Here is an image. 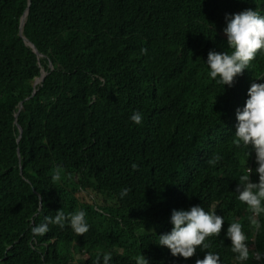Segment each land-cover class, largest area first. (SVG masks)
<instances>
[{
  "label": "trees",
  "instance_id": "obj_1",
  "mask_svg": "<svg viewBox=\"0 0 264 264\" xmlns=\"http://www.w3.org/2000/svg\"><path fill=\"white\" fill-rule=\"evenodd\" d=\"M246 7L264 13V0H30L22 32L37 59L18 35L27 0H0V264H96L105 252L111 264L141 253L148 264H194L207 251L236 264L224 236L233 220L250 253L264 251V213L257 230L233 192L247 166L257 179L255 154L245 159L233 131L264 52L231 87L203 62L209 49L230 51L225 13ZM193 204L214 207L221 231L206 237L209 249L173 256L157 235L171 229L172 208ZM78 209L84 234L67 224L30 231Z\"/></svg>",
  "mask_w": 264,
  "mask_h": 264
},
{
  "label": "clouds",
  "instance_id": "obj_2",
  "mask_svg": "<svg viewBox=\"0 0 264 264\" xmlns=\"http://www.w3.org/2000/svg\"><path fill=\"white\" fill-rule=\"evenodd\" d=\"M226 36V45L230 51L209 49L203 60L208 69V76L218 85L232 86L234 78L248 68L249 62L256 56L257 51L264 52V13L256 8L246 7L238 12L225 13V24L222 28ZM145 49L141 48L143 53ZM264 74L256 76L246 89V99L242 106L235 110L234 140L237 147L245 150V159L254 152L256 162L255 173L257 179L250 180L249 173L253 169L246 167L245 171L237 176V184L233 192L236 199L247 206L250 213L248 222L257 230L260 229L259 217L264 213ZM128 119L134 124L142 121L141 112L133 110ZM218 156L209 159V164H216ZM136 167L135 164L132 165ZM127 187H122L118 193L124 198L128 193ZM38 200H40L38 198ZM41 201V200H40ZM83 209L65 213L57 210L53 216L45 215L42 222L31 225L33 235H43L48 231V225H58L64 228L65 224L75 234H84L89 229ZM225 218L216 213L214 207L205 210L200 204L189 205L187 208H172L169 221L172 225L167 232L157 235L155 241L160 246H166L173 256L191 257L196 246L200 249H209L206 237L218 235ZM224 236L230 240V250L234 254L236 264H244L250 255L257 261L264 259V251L250 253L247 236L238 220L228 223ZM135 264H148V260L141 253L133 257ZM96 264H111V253L105 252L97 256ZM194 264H220V257L214 251L204 253L202 259H196Z\"/></svg>",
  "mask_w": 264,
  "mask_h": 264
},
{
  "label": "water",
  "instance_id": "obj_3",
  "mask_svg": "<svg viewBox=\"0 0 264 264\" xmlns=\"http://www.w3.org/2000/svg\"><path fill=\"white\" fill-rule=\"evenodd\" d=\"M29 4H30V0H27V8L25 9L23 15L20 18L18 35L21 36V38L25 42V45L27 47H29L33 51V53H35L37 59H39L42 56L38 53V51L35 48V46L33 44H31V42L23 35V32H22L23 31V25H24L25 20H26V14L28 12ZM49 67H50V69L52 68L51 65H49ZM44 79H45V73H44L43 70H41V77L36 79V81L34 83V87H36L37 85L41 84ZM262 79H264V77ZM20 106L22 107V103L20 104ZM17 116L18 115H16V118H17ZM15 123H17V121ZM18 130H19V139H18V141H19L21 136H22V129L18 126ZM21 174H22V172H21Z\"/></svg>",
  "mask_w": 264,
  "mask_h": 264
},
{
  "label": "rangeland",
  "instance_id": "obj_4",
  "mask_svg": "<svg viewBox=\"0 0 264 264\" xmlns=\"http://www.w3.org/2000/svg\"><path fill=\"white\" fill-rule=\"evenodd\" d=\"M62 183L65 184V180L64 179H61Z\"/></svg>",
  "mask_w": 264,
  "mask_h": 264
},
{
  "label": "bare ground",
  "instance_id": "obj_5",
  "mask_svg": "<svg viewBox=\"0 0 264 264\" xmlns=\"http://www.w3.org/2000/svg\"><path fill=\"white\" fill-rule=\"evenodd\" d=\"M263 78V77H262Z\"/></svg>",
  "mask_w": 264,
  "mask_h": 264
}]
</instances>
